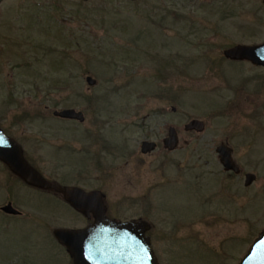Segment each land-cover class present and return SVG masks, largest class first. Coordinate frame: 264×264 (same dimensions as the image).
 <instances>
[{
  "label": "rangeland",
  "instance_id": "374dc122",
  "mask_svg": "<svg viewBox=\"0 0 264 264\" xmlns=\"http://www.w3.org/2000/svg\"><path fill=\"white\" fill-rule=\"evenodd\" d=\"M261 40L263 0H3L0 125L50 177L100 186L110 214L180 226L168 264H238L264 228V70L224 50ZM70 107L85 120L55 114ZM191 119L205 130L186 131ZM171 125L180 145L168 151ZM213 139L233 148L240 173L221 172ZM17 187L25 212H0V264H68L48 226L86 219Z\"/></svg>",
  "mask_w": 264,
  "mask_h": 264
},
{
  "label": "water",
  "instance_id": "95a60500",
  "mask_svg": "<svg viewBox=\"0 0 264 264\" xmlns=\"http://www.w3.org/2000/svg\"><path fill=\"white\" fill-rule=\"evenodd\" d=\"M3 0H0V4ZM136 1V0H133ZM264 1V0H263ZM224 55L232 59H248L256 65L264 66V41L258 44H237L224 50ZM87 82L94 85L97 80L91 75L87 76ZM55 114L62 118L85 120L82 111L75 108L55 110ZM185 128L203 130L204 122L192 119ZM178 134L174 126L170 127L169 136L165 138L166 148L173 150L178 146ZM156 148L153 141H144L142 152L148 153ZM220 160L226 170L240 172V167L232 155V149L226 145L218 148ZM0 159L5 162L12 172L20 176L27 183L45 189H54L65 196L77 210L85 214L88 207L86 203L94 199V193H88L78 186H64L45 178L33 167L24 156L22 146L13 138L7 136L0 127ZM256 174L247 173L245 184L248 186L255 180ZM104 195V194H103ZM100 196V195H99ZM102 198V195L100 196ZM102 200V199H101ZM7 213L16 214V208L12 203L3 206ZM101 209L106 211V206ZM115 226L103 229L102 226ZM148 225L144 219L139 220H115L106 216V212H95L93 227L81 230L57 228L55 236L60 243L68 248L75 264H159L157 257L150 246V240L145 237V229ZM238 264H264V229L249 246L247 252Z\"/></svg>",
  "mask_w": 264,
  "mask_h": 264
},
{
  "label": "flooded vegetation",
  "instance_id": "af4514ba",
  "mask_svg": "<svg viewBox=\"0 0 264 264\" xmlns=\"http://www.w3.org/2000/svg\"><path fill=\"white\" fill-rule=\"evenodd\" d=\"M263 41L264 40H261V41L255 42V43H248V44H256V43H260V42H263ZM225 58H227L228 60H231L232 62L235 61V63L237 61H244L245 63L248 62V63L252 64L251 65L252 67L260 68L261 70H264V66L256 65L251 60H248V59H232V58H228L226 56H225ZM180 64H181V66L179 68V74H180L181 81H182V61H180ZM158 75H156V76H157V78H160V80L161 79H165L163 77V76H165L163 71L159 72ZM178 95H179V101L181 103L182 102V82H180V88H179V94ZM175 110H176V108L173 107V111H175ZM65 119H68V120H71V121H76L77 120V119H70V118H65ZM0 121H1V118H0ZM77 121H79V120H77ZM172 126H174V125L169 126L168 134L165 135L163 137V140H162L164 148L167 149L168 151L176 150L178 148V146L180 145V136H179V132H178V129L176 128V126H174V127L176 129L177 134H178V139H179L178 146L175 149L170 150V149L166 148L165 145H164V140H165L166 137L169 136L170 127H172ZM0 127L2 128L1 125H0ZM184 129L186 131H188V132H203L205 130V129H203V130L188 129L187 130L186 128H184ZM2 130L7 136H9V137L13 138L14 140H16L23 148L22 143L18 139H16L13 135H11L9 130H5L4 128H2ZM144 141H153V142L156 143V148L154 150H152L151 152H148V153H152L153 151H155L157 149L158 142L155 141V140H149V139H146V140L142 141L141 148H142V144H143ZM213 141L215 142L214 148H213L214 149V155H215V158L217 159V162L220 165V168L222 169L221 172L224 173L225 175L228 174V173H230V174L236 173L234 170H229L228 171V170H226L224 168V166H223V164L221 163V160H220V152L218 151L219 146L226 145L227 147L232 149V155H233V148L226 141H223V140H221V141H217L216 140L215 141L214 139H213ZM95 142H98V144L101 145L102 142H103V139L99 136L98 140H96ZM141 151H142V149H141ZM23 153H24V156L26 157V159L28 160V162L33 167H35L48 180H50V181H52L54 183H57L59 185H64V186H66V185L67 186H78V187L84 189L88 193H94L93 194V196H94L93 198L94 199H91V201H88L86 203V205L88 207L86 212H89V213L85 214L82 211L77 210L69 201H67L65 199V196L62 193H60V192H58V191H56L54 189H45V188L34 186L32 184L27 183L20 176H18L14 172H12L11 169L8 167V165L0 159V171H2L3 174H5V176L3 175V177L0 178V187L3 188V189L5 188V190H7V192H8L7 193V197H9V198H7V201H6L5 204H3V205L1 204L0 205V212H4L5 214L11 215V216H19V217L23 216V212H25V211L20 209L19 207H17L14 204L13 201L15 200V198L12 196V194L9 191L11 186L13 184H15L18 187L30 188V189L34 190L35 192H37V194L38 193L39 194H49V195L55 197L56 199L60 200L65 205H67L72 211L80 213L86 219V223L82 224V225H76V226H70V227L69 226H52V225L48 226L50 234H51V237L55 240V242H57V244L59 246H61V248H63V250L67 254L68 260H69L68 264H75V260H74V257L71 256V254L69 253L68 248L66 246H64L63 244H61L57 240V238L55 236V233H54L57 228H68V229H72V230H81V229H85V228H88V227H93L92 224L95 222V212H106V216L107 217H109L111 219H115V220H128V219H124V218H118L117 216L112 215V214L109 213L110 212V208H109L108 204H106V202H105L106 193L102 190V188L100 186H98V187H87L86 185H84V186L81 185V183L78 182V181L75 182V183L74 182H68V181L66 182V181H62V180L58 179L57 177H50L51 175L46 173L43 170L42 166H40V163L38 161L35 162V160H33L28 154L25 153L24 148H23ZM96 157H98L97 154L94 155V158H96ZM41 163H43V162H41ZM99 163H100V157H99ZM240 172H241V168H240ZM18 187H17V190H18ZM99 195L100 196L102 195V198H100ZM8 203H12V205L16 208V211H10V212H19V213H16V214L7 213L9 211L4 210L3 206L7 205ZM102 205L106 206V211H103L101 209ZM113 227H115V226H109V225L108 226L107 225L102 226L103 229L113 228ZM179 227L180 226L172 225V226H167L166 228H162L161 226L151 225V224L141 227V228L146 230L145 231V237H147L150 240V246H151L152 250L154 251V253H155L156 257H157V260H158L159 264H168L169 262H171V260L177 259V257L174 256V255H176V254H174V251L180 245L182 246V234L177 235L178 232H179V230H178ZM177 239H178V241H177ZM172 254H174V255H172ZM166 255H168L169 258L166 257ZM178 258H181V260H182V249H181V254L179 255Z\"/></svg>",
  "mask_w": 264,
  "mask_h": 264
}]
</instances>
